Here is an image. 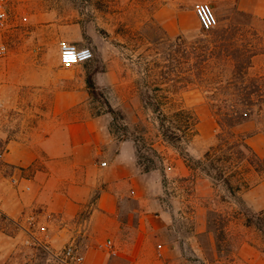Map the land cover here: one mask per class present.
I'll use <instances>...</instances> for the list:
<instances>
[{"label":"rangeland","instance_id":"1","mask_svg":"<svg viewBox=\"0 0 264 264\" xmlns=\"http://www.w3.org/2000/svg\"><path fill=\"white\" fill-rule=\"evenodd\" d=\"M200 1L216 16L212 29L197 21ZM240 2L12 0L8 52L0 57V198L13 175L34 167L12 159L28 155L22 144L42 139L55 112L64 129L92 120L104 144H134L146 176L141 191L159 202L162 235L155 251L172 247V264H264V177L250 175V186L231 192L189 165L217 142L218 106L227 110L248 94L252 101L264 98V78L247 61L264 50L263 23ZM257 9L264 10V0ZM62 41L91 48L93 57L64 65ZM204 48L214 54L206 62ZM145 101L161 102V111ZM177 107L193 109L198 125L193 138L174 145L159 116L171 126ZM263 117L262 103H250V119L235 131L259 132ZM13 143L19 144L14 150ZM12 248L6 245L4 264ZM17 253L23 255L15 264H29Z\"/></svg>","mask_w":264,"mask_h":264},{"label":"crops","instance_id":"2","mask_svg":"<svg viewBox=\"0 0 264 264\" xmlns=\"http://www.w3.org/2000/svg\"><path fill=\"white\" fill-rule=\"evenodd\" d=\"M243 1L240 6L263 23L258 31L264 38V10L257 9L263 0ZM249 69L264 78V50L252 55ZM53 119L54 126L42 139L22 144L28 155L12 159L34 167L29 174L13 175L0 198V264L5 262L6 245L13 247L7 264L20 261V250L29 264L42 259L47 264L43 248L26 242L29 230L55 248L75 240L84 256L82 264L174 263L172 247L164 253L153 248L162 235L159 202L141 191L146 176L137 168L134 144H104L92 120L71 122L64 129L57 112ZM247 142L264 155V132L252 133ZM31 214L35 227L28 219Z\"/></svg>","mask_w":264,"mask_h":264},{"label":"trees","instance_id":"3","mask_svg":"<svg viewBox=\"0 0 264 264\" xmlns=\"http://www.w3.org/2000/svg\"><path fill=\"white\" fill-rule=\"evenodd\" d=\"M192 47L197 48V45L193 44ZM200 48V46H199ZM209 48V47H205ZM201 54L202 59L206 62L211 55ZM257 51L248 55L247 61L250 66L251 57ZM92 83V92L93 82ZM154 111H161V102L145 101ZM250 103L252 105L264 107V98L256 101L250 100V94L244 97L241 102L228 103L229 108L222 111L223 107H219L218 112H215L216 122L219 127V133L217 136L216 144L212 145L202 156V158L191 161L190 168L196 170L199 168L206 175L212 178L216 182H221L231 191L236 192L241 188H247L250 186V175H256L264 177V155H259L253 147L247 142V138L254 132L248 134H241L235 131L236 126L244 123L250 119ZM260 111L262 107H259ZM262 119V118H261ZM260 119V120H261ZM161 132L168 141L176 145L180 142L183 136L186 139H191L197 134L198 117L195 111L191 108L177 107L174 113V121L171 122V126L165 125V115L159 116ZM264 121V117L262 119ZM263 127L259 130L264 132ZM181 132L182 134H179ZM256 227L261 225L259 222H253Z\"/></svg>","mask_w":264,"mask_h":264},{"label":"built area","instance_id":"4","mask_svg":"<svg viewBox=\"0 0 264 264\" xmlns=\"http://www.w3.org/2000/svg\"><path fill=\"white\" fill-rule=\"evenodd\" d=\"M12 0H0V57L8 52L6 42V33L11 25ZM195 11L203 29L209 30L216 26L217 19L211 5L206 1H200L195 5ZM61 61L64 65H72L90 60L93 57L91 48L80 46L74 42L62 41L60 43ZM31 221V227H35V216H28ZM34 241L43 248L47 254V264H82L84 260L83 253L79 244L71 240L61 248L50 246L47 238L39 239L33 230L28 231L27 243ZM106 246L110 245L108 241Z\"/></svg>","mask_w":264,"mask_h":264}]
</instances>
